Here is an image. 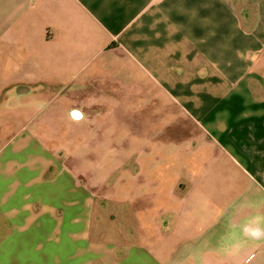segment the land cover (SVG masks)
I'll return each mask as SVG.
<instances>
[{
    "label": "crops",
    "instance_id": "obj_1",
    "mask_svg": "<svg viewBox=\"0 0 264 264\" xmlns=\"http://www.w3.org/2000/svg\"><path fill=\"white\" fill-rule=\"evenodd\" d=\"M0 264H264V0H0Z\"/></svg>",
    "mask_w": 264,
    "mask_h": 264
},
{
    "label": "rangeland",
    "instance_id": "obj_2",
    "mask_svg": "<svg viewBox=\"0 0 264 264\" xmlns=\"http://www.w3.org/2000/svg\"><path fill=\"white\" fill-rule=\"evenodd\" d=\"M120 115H126V114H122V113H120ZM104 207H105V223L109 220H111V219H113V214H111V206H110V203H107V202H105V204H104ZM109 217V219H107Z\"/></svg>",
    "mask_w": 264,
    "mask_h": 264
}]
</instances>
